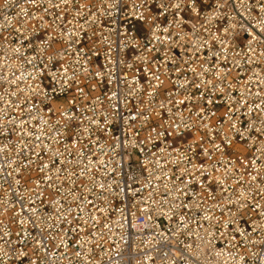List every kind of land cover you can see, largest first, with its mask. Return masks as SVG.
Listing matches in <instances>:
<instances>
[{"label":"built area","instance_id":"2783aa9c","mask_svg":"<svg viewBox=\"0 0 264 264\" xmlns=\"http://www.w3.org/2000/svg\"><path fill=\"white\" fill-rule=\"evenodd\" d=\"M0 264H264V0H0Z\"/></svg>","mask_w":264,"mask_h":264}]
</instances>
